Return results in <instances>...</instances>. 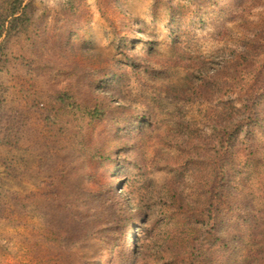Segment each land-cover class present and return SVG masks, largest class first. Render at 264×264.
Returning a JSON list of instances; mask_svg holds the SVG:
<instances>
[{
  "label": "rangeland",
  "instance_id": "374dc122",
  "mask_svg": "<svg viewBox=\"0 0 264 264\" xmlns=\"http://www.w3.org/2000/svg\"><path fill=\"white\" fill-rule=\"evenodd\" d=\"M31 13L0 45V264H99L122 216L114 264H264V0Z\"/></svg>",
  "mask_w": 264,
  "mask_h": 264
},
{
  "label": "trees",
  "instance_id": "16d2710c",
  "mask_svg": "<svg viewBox=\"0 0 264 264\" xmlns=\"http://www.w3.org/2000/svg\"><path fill=\"white\" fill-rule=\"evenodd\" d=\"M33 5V0H1L0 4V45L1 42L6 39L7 37H14L18 36L21 33V29L25 24L28 22V20L31 17V8ZM94 114L98 113L96 110H94ZM97 117V116H96ZM93 199L92 197L88 198V200ZM99 199L95 198L92 200V205L89 207H84L82 209L77 208L75 206V202L72 204V211L69 212V215L65 216L68 220V226L70 229V232H72V236L76 238L77 244H81V248L79 249V253L82 256V259L84 258H93V257H101L102 252H104L105 249H98V247L89 246L92 229L90 226L92 223H95L96 218L100 217V215H104V212L108 214L107 211H101L100 208H102L99 205ZM121 205H123V202H119ZM96 204V205H94ZM123 218V219H122ZM120 219L119 222H117V234L118 237L114 241V245H108L109 251L104 254L103 260L99 262V264H103L104 259L107 258L108 264H114L116 261V255H115V247L119 245V242L122 241V238L125 236V227H124V219L126 217H123ZM134 235L132 234V237ZM136 246V244H135ZM134 246V247H135ZM105 260V261H107Z\"/></svg>",
  "mask_w": 264,
  "mask_h": 264
}]
</instances>
